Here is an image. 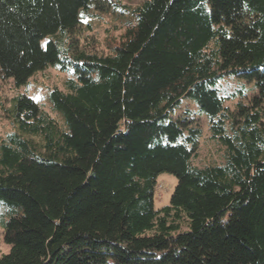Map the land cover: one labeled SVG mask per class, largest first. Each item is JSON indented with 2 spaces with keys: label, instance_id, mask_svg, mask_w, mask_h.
Returning <instances> with one entry per match:
<instances>
[{
  "label": "trees",
  "instance_id": "16d2710c",
  "mask_svg": "<svg viewBox=\"0 0 264 264\" xmlns=\"http://www.w3.org/2000/svg\"><path fill=\"white\" fill-rule=\"evenodd\" d=\"M100 1L0 0V79L71 71L48 92L58 117L24 92L2 107L0 264H264V0L118 1L97 53L78 32ZM225 77L251 85L226 95ZM184 100L198 115H173ZM193 115L220 162H191Z\"/></svg>",
  "mask_w": 264,
  "mask_h": 264
},
{
  "label": "rangeland",
  "instance_id": "374dc122",
  "mask_svg": "<svg viewBox=\"0 0 264 264\" xmlns=\"http://www.w3.org/2000/svg\"><path fill=\"white\" fill-rule=\"evenodd\" d=\"M130 7H135L143 0H101L97 8L89 10L90 16L84 18L83 23L79 26L80 45H86L88 49L97 53L107 52L110 43L118 40L122 29L123 16L118 10L113 9L115 2ZM112 4V5H111ZM43 43V42H42ZM71 74L70 70L64 72L58 71L53 66L34 73L25 85L15 87L12 79H0V134L11 129L10 122L3 112L2 107H7L11 98L17 94L24 92L34 98L45 110L52 116L58 117L51 110V104L48 99V92L53 87L63 88L64 80ZM240 85L249 88L251 84L234 77H225L220 80L218 88L221 93L226 95ZM250 92H248L249 94ZM251 95V94H250ZM236 100H227L225 105L230 109L234 108ZM184 110L191 114H197V108L187 100L181 102L178 108L174 110V116L182 115ZM194 122L197 123L202 131L200 143L198 145L197 156L191 160L195 165H203L208 162H220L221 154L219 147L209 138V130L207 120L204 115L195 117ZM176 184V178L171 173H161L156 178V184L153 193L154 208L159 209L169 203L170 195ZM9 250V246L4 242L2 231L0 229V256Z\"/></svg>",
  "mask_w": 264,
  "mask_h": 264
}]
</instances>
